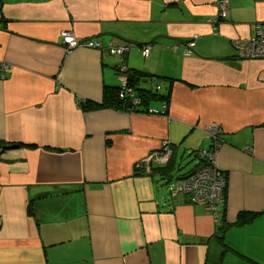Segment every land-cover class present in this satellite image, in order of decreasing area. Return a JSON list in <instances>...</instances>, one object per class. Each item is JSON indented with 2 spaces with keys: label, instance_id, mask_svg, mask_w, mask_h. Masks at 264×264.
I'll list each match as a JSON object with an SVG mask.
<instances>
[{
  "label": "crops",
  "instance_id": "crops-1",
  "mask_svg": "<svg viewBox=\"0 0 264 264\" xmlns=\"http://www.w3.org/2000/svg\"><path fill=\"white\" fill-rule=\"evenodd\" d=\"M214 3L0 0V144L16 143L0 149V264H264V57L232 44L264 22V0H228L219 20ZM63 29L100 44L66 50ZM111 39L130 44L111 54ZM119 62L159 77L167 97L148 105L161 112L77 102L117 86ZM210 121L225 177L214 210L169 193L196 160L171 174L142 159L163 144L172 164L194 159Z\"/></svg>",
  "mask_w": 264,
  "mask_h": 264
},
{
  "label": "built area",
  "instance_id": "built-area-1",
  "mask_svg": "<svg viewBox=\"0 0 264 264\" xmlns=\"http://www.w3.org/2000/svg\"><path fill=\"white\" fill-rule=\"evenodd\" d=\"M216 6V16L214 20L224 19L228 13V0H214ZM60 41L66 50H69L78 45L98 46L100 43L95 37L79 38L71 31L63 29L59 32ZM194 34L192 38L185 42L184 52L191 50L194 42ZM127 40L111 39L107 44L108 52L111 54H122L129 46ZM233 47L238 57H264V22H256L253 32L250 36L241 37L233 40ZM139 51L143 56H146L149 50V43L139 44ZM3 63H0V76ZM126 65L119 62L116 66V72L119 75L120 87L118 95L128 97L133 95V90L126 82V77L122 72ZM132 103L138 102L136 96H132ZM159 108H149L148 112H161ZM202 130L205 132L209 143L206 146H198L197 153L204 156L206 159L202 164L190 170L186 174H182L174 178L169 185V193L175 195L178 193L186 194L191 201L201 203L205 209L214 210L216 205L222 204L224 196L223 190L225 187L224 174L216 168L213 162V154L217 146L221 142L219 136L220 127L215 121H210L203 125ZM171 153L167 144H163L159 151H154L146 154L142 159L145 161L157 159L159 162L167 160ZM156 160V161H157Z\"/></svg>",
  "mask_w": 264,
  "mask_h": 264
},
{
  "label": "trees",
  "instance_id": "trees-1",
  "mask_svg": "<svg viewBox=\"0 0 264 264\" xmlns=\"http://www.w3.org/2000/svg\"><path fill=\"white\" fill-rule=\"evenodd\" d=\"M122 72L124 73L126 77L127 84L131 86L133 90V95L138 98V102L136 103L131 102L133 95L128 96V97H121L118 95V91L120 87V80L117 86H106L105 85L102 90V97L98 102L88 101L85 98L84 99L79 98L77 99V102L83 107L84 106L91 107V106H94V104L96 103L98 106H112L114 108H118V109L125 110V111L148 112L149 108H156L154 106L148 105L152 100L166 99L167 95H164L163 93H159L158 91V88H159L158 78L159 77L152 75V74H148L146 71L136 69V68L126 67ZM139 79H146L149 85L147 84H144V86L137 85ZM192 153L195 156L194 161L196 160L193 166L191 167L192 169H194L198 165L202 164L201 162H204L206 158L202 155H199L197 153V149L192 151ZM170 156H171V153L169 157L167 158V160L165 161V163L159 165L160 169H163V168L166 169V167H169V169H171L173 164L171 161H169ZM187 172L183 174H186ZM180 175L182 174H179L178 176ZM255 214L256 213L251 212V211H239L237 212V219L235 220V222L240 223V222L247 221L251 219ZM227 225H229V223L227 222H225L223 225L220 224V226L218 227L219 233H217L218 237L221 236L220 231H222V229Z\"/></svg>",
  "mask_w": 264,
  "mask_h": 264
},
{
  "label": "rangeland",
  "instance_id": "rangeland-1",
  "mask_svg": "<svg viewBox=\"0 0 264 264\" xmlns=\"http://www.w3.org/2000/svg\"><path fill=\"white\" fill-rule=\"evenodd\" d=\"M147 85H149V83H147ZM161 89H159L160 91ZM191 160V161H190ZM194 162V159H192L191 157H188V155H186V153L184 154V156H177L176 160L174 161L172 167H171V170L170 172L172 171L171 174H174L176 173V171L180 168H186V167H189L190 164H192ZM178 164H180L179 168L177 167ZM182 168V169H183Z\"/></svg>",
  "mask_w": 264,
  "mask_h": 264
},
{
  "label": "water",
  "instance_id": "water-1",
  "mask_svg": "<svg viewBox=\"0 0 264 264\" xmlns=\"http://www.w3.org/2000/svg\"><path fill=\"white\" fill-rule=\"evenodd\" d=\"M13 146H16V143H2L0 144V149H5L8 147H13Z\"/></svg>",
  "mask_w": 264,
  "mask_h": 264
}]
</instances>
